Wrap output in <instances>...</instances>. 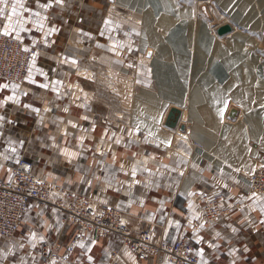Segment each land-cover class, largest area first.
<instances>
[{"label": "crops", "instance_id": "1", "mask_svg": "<svg viewBox=\"0 0 264 264\" xmlns=\"http://www.w3.org/2000/svg\"><path fill=\"white\" fill-rule=\"evenodd\" d=\"M22 2L27 4L21 7L24 15L23 11L18 15L5 10L6 3L17 8ZM53 2L61 5L58 0H3L0 24H5L6 18H48ZM68 61L43 52L22 83L0 81V177L8 178L11 167L24 153L34 162L37 174L61 184L65 191L80 192L99 206H118L137 225L135 229H160L167 241L191 235L203 264H264V196L244 194L242 186L247 177L242 176L243 185L236 173L221 165L226 162L248 173L254 170L257 161L248 156L246 137L240 131L245 134V129L235 128L236 123L227 124L224 127L234 128L242 139H232L225 129L226 141L221 137L215 148V133L195 124L190 152L183 153L186 149L176 145L167 157L163 143L172 145L165 135L171 136L160 132V109L145 106L140 108L146 118L138 121L164 138L156 143L143 138H114V128L109 126L114 120L109 117L104 125L97 117L100 112L85 101L78 102L67 90L68 75H55V68L70 66ZM196 131L214 140L196 139ZM142 143L154 154L150 152L147 160L135 151ZM150 172L154 173L152 181ZM138 178L150 182L140 183ZM210 189L225 194L226 216L202 230V195ZM54 194L51 197L55 201L68 202L64 192ZM54 200L32 201L20 231L11 238L0 236V264H42L38 248L43 241L60 238L66 242L73 235L74 225ZM119 244L117 236L114 243V234L96 241L81 240L76 255L88 264H106L111 250ZM119 263L172 264L162 255L140 261L129 250L123 251Z\"/></svg>", "mask_w": 264, "mask_h": 264}, {"label": "rangeland", "instance_id": "2", "mask_svg": "<svg viewBox=\"0 0 264 264\" xmlns=\"http://www.w3.org/2000/svg\"><path fill=\"white\" fill-rule=\"evenodd\" d=\"M58 1L61 5L53 2L48 18H6L5 24H0V30L16 36L23 47L33 51L30 65L21 81L2 80L22 83L33 62L41 57L43 52L57 60H69L70 66L55 68V75L58 78H62L63 74L68 75L67 90L73 93L75 100L85 101L87 106L100 112L97 117L104 121V125L109 117L114 120L112 125L109 124L110 128H114V138H143L155 143L164 138L147 129L145 123L138 121L146 118L141 109L145 106L160 109V132L163 135L164 131L168 132L171 136L165 135L172 145L163 143L164 147H167V157L173 154L176 145L186 149L183 153L190 152L194 142L191 134L195 124L215 133L216 143L212 144L217 148L221 137L226 141L223 132L227 127L224 126L236 123L238 127L235 128L245 129V134L241 129L240 131L246 137L248 156L257 161L254 170L264 168V0H232L229 7L219 0H142V3L128 0L130 4L118 0ZM160 3L166 8L162 9ZM23 4L27 5L24 2L21 3L22 6L17 5L16 9H20V12H15L16 14L21 15L23 11L24 15V10L21 9ZM37 4L39 5V2ZM133 4L135 5L132 6ZM12 9V6L6 3L5 10L13 12ZM165 14L172 16L166 25L163 21ZM174 30L187 35V41L183 45L178 36L172 38L170 32ZM238 32L245 36L239 45H236L233 41ZM219 41L229 46L232 54L240 52L244 47L248 59L243 57V54L240 59L225 58L226 56L216 50ZM203 52L206 55V64L203 68H198L197 56L199 53L204 54ZM155 56L176 69L178 77L185 83V100H181L179 94L175 97L162 94L154 65ZM70 60H75V63ZM205 74L207 77H203ZM204 78H208L209 82L203 81ZM207 84L215 88V94L206 91ZM213 102L217 104V110L214 109ZM172 107L179 108L181 116L177 125L170 127L166 125V119ZM215 111L217 118L214 122L212 115ZM149 116L157 117L151 114ZM155 123L157 122L154 121ZM141 145L143 146L136 147L135 151H138V156L147 160L146 156L150 154L151 148L148 149L143 143ZM132 149H128L129 153H132ZM255 150L256 154L253 156ZM151 155L154 154L151 152ZM21 157L32 162L35 169L34 162L24 153L19 156ZM221 165L236 173L241 182L242 176L247 177L250 174L249 170L248 173L245 169H239L226 162ZM154 167L152 163L151 168ZM148 175H151L152 181L154 173L150 172ZM40 176L47 180L45 176ZM47 181L56 193L64 192L67 199L68 194L83 195L74 190L65 191L61 188L62 185L55 181ZM136 181L146 184L150 182L144 181L143 178ZM243 182L245 186L242 187L248 189L242 188L244 194L264 196L263 193L251 190L247 183ZM53 198L50 200H54ZM54 202L66 211V219L70 221L68 212L63 207L66 204L55 200ZM123 212L128 226L133 231L140 230L135 229L138 228L137 225L132 223L125 211ZM202 223V230L211 227L205 220ZM115 236L121 241V236L114 233V243ZM187 236L197 251L193 237ZM118 247L122 250L120 256L124 250L131 251L128 247H122V242L114 247V251Z\"/></svg>", "mask_w": 264, "mask_h": 264}, {"label": "built area", "instance_id": "3", "mask_svg": "<svg viewBox=\"0 0 264 264\" xmlns=\"http://www.w3.org/2000/svg\"><path fill=\"white\" fill-rule=\"evenodd\" d=\"M32 54L33 51L23 47L16 36L0 30V80L21 81ZM247 182L251 190L264 194V168L248 174ZM54 191L48 181L35 172L32 162L25 157L19 158L12 166L10 176L0 177V236H15L32 201H49ZM202 198V220L210 226L218 224L226 215L224 193L210 191ZM63 207L75 231L66 242L60 238L42 242L39 246L42 264H88L76 255L78 243L87 239L98 240L111 233L120 235L122 247L130 248L140 261L158 259V255H162L173 264H202L189 236L167 241L163 231L157 228L133 231L123 210L117 206L98 208L86 196L68 194V202ZM121 252V247L116 251L113 249L107 264H119Z\"/></svg>", "mask_w": 264, "mask_h": 264}, {"label": "bare ground", "instance_id": "4", "mask_svg": "<svg viewBox=\"0 0 264 264\" xmlns=\"http://www.w3.org/2000/svg\"><path fill=\"white\" fill-rule=\"evenodd\" d=\"M118 1L125 2L127 4L129 3L130 4V1H128V0H118ZM133 1L142 3V0H133ZM158 1L162 2V0H158ZM219 1H221L226 7H229L231 5V2H232V0H219ZM134 5L135 4H133L132 6H134ZM161 5H162V3H160V6ZM161 7H162V9H165L166 8V6H161ZM171 18H172V16L171 15H168V14H165V16H163V21H164L165 25L168 24V22L171 20ZM170 34H171L172 38H174V39L179 37V41H180L181 45H183L187 41V38H188L187 35H184V33L182 35V34H180V32H176L175 30L174 31H171ZM176 36H178V37H176ZM244 36L245 35L242 32H238L237 33V36H236V39L233 42H235L236 45H239L240 40H242L243 39L242 37H244ZM216 50H218L219 53L222 54L223 56H226L225 58H231V57H233L234 59H237V58L240 59V58H242V54L244 55L243 57H247V59L249 57L248 55H246L244 53V52H246V50L244 49V47L242 48V50H240V52H237L235 54H232V52H231L232 49L229 48V46L224 45L221 41L217 42V48H216ZM197 57H199L198 62L196 63L197 66H198V68H200V67L203 68V65L206 64V61H205L206 55H205V53L204 54L199 53ZM153 59H154L155 70L157 71L156 72L157 73V78H158V81H159V84H160V87H161L162 94L164 96H167V97L170 96V95L175 97V96H177L179 94L178 97L181 98V100H185V98L183 96V94L185 93V89L184 88H186L185 87V83H183V80L180 77H178L177 72H176V69L173 66H171V64L164 62L163 60L157 58L156 56L153 57ZM244 60H246V59H244ZM200 70L201 69H198V71H200ZM203 77H207V74L203 75ZM203 81H206V83H208L209 82V79L208 78H204ZM207 85H208V88H207L206 91L208 93H212V94L214 93L215 94L216 93L215 88L214 87H210L209 84H207ZM179 98H177V99H179ZM204 104H207V103H204ZM213 104H214V106H213L214 109L217 110L218 109L217 104L214 103V102H213ZM151 108L152 107H149V109H151ZM207 108L208 107H206V109ZM150 114L153 116L156 113L155 114L150 113ZM215 115H216V111L212 115V118H213L212 121H214V122L216 121V118H217V116H215ZM197 120L198 121L200 120V118L198 116H197ZM195 134H196V138H198V139L199 138L205 139V140H207V138L208 139H211L207 134H205L203 132L196 131ZM225 134H227V136L230 135L232 137V139H236V138L238 140L239 139H242V137L239 135V133L236 130H234V128L226 129ZM256 170L257 169H255L254 171L250 172V174H252ZM247 185L249 186V182H247ZM252 186H254V185H252ZM208 192H210V191H208ZM208 192H206V193H208ZM50 198H51V196H50ZM225 198H226V196H225ZM94 204L98 208L103 207V206H99L96 203H94ZM151 228L145 229V230L149 231V230H151ZM111 234H114V233H111ZM98 240H100V239H98ZM94 241H96V240H94ZM159 256H161V255H158V258H159ZM200 262H201V259H200Z\"/></svg>", "mask_w": 264, "mask_h": 264}, {"label": "water", "instance_id": "5", "mask_svg": "<svg viewBox=\"0 0 264 264\" xmlns=\"http://www.w3.org/2000/svg\"><path fill=\"white\" fill-rule=\"evenodd\" d=\"M223 29L227 30V28H223ZM232 114L234 115L235 111H233ZM180 116H181V110L177 107H172L167 116L166 125L170 127L176 126L179 121ZM181 127L183 128L184 125H182Z\"/></svg>", "mask_w": 264, "mask_h": 264}, {"label": "snow or ice", "instance_id": "6", "mask_svg": "<svg viewBox=\"0 0 264 264\" xmlns=\"http://www.w3.org/2000/svg\"><path fill=\"white\" fill-rule=\"evenodd\" d=\"M0 2H3V0H0ZM22 6V5H21ZM12 11H13V13H15L16 12V7H15V5L13 6V9H12Z\"/></svg>", "mask_w": 264, "mask_h": 264}]
</instances>
